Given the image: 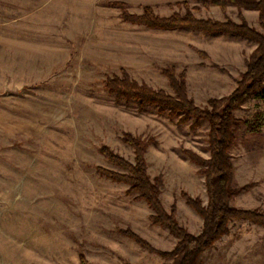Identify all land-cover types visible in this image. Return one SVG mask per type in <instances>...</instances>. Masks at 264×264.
Listing matches in <instances>:
<instances>
[{"label": "rangeland", "instance_id": "374dc122", "mask_svg": "<svg viewBox=\"0 0 264 264\" xmlns=\"http://www.w3.org/2000/svg\"><path fill=\"white\" fill-rule=\"evenodd\" d=\"M212 0H0V264H171L160 252L178 238L152 221L153 209L130 185L101 174L121 171L107 146L135 161L130 134L144 143L147 172L160 200L192 234L203 217L187 196L208 203L203 166L210 157L207 119L142 106L109 92L108 77L175 94L169 74H184L202 108L231 94L257 41L238 34L133 23L123 10L159 16L192 12L246 22L264 35L259 11ZM230 204L264 214V96L233 110ZM147 241V249L130 237ZM196 264H264V225L235 219Z\"/></svg>", "mask_w": 264, "mask_h": 264}, {"label": "trees", "instance_id": "16d2710c", "mask_svg": "<svg viewBox=\"0 0 264 264\" xmlns=\"http://www.w3.org/2000/svg\"><path fill=\"white\" fill-rule=\"evenodd\" d=\"M229 3L245 6L259 11V17L264 24V0H229ZM218 6L226 5V0H212ZM123 10L124 18L130 22L144 24L151 28L175 29L190 28L205 32H220L224 34H238L257 41L258 46L250 55L247 70L238 82V86L228 96L210 99L209 107L197 106L188 97L184 74L178 79L174 73L169 74L170 85L175 94L163 89H154L146 84L132 80L127 73L122 76L108 77L104 81L105 88L118 97L128 100H138L142 106L156 105L161 110L171 109L172 114L183 112L186 117L207 119L211 124L209 133L210 157L207 159L190 152V158L203 166L208 203L203 206L198 199L187 196L189 204L203 217V228L199 234H192L183 228L175 218L174 213L165 210L160 200L159 183L152 182L145 161V144L126 134L125 140L135 148V161L130 162L115 154L107 146L101 149L102 154L115 164L121 171H113L99 167L101 174L119 182L130 185V193H140L154 214V223L164 225L170 229L178 242L173 250L160 252L166 258H172L171 264H196L201 253L209 248L216 240L228 232V225L235 219H248L264 225V214L256 210L233 207L230 199L233 190L230 187L232 178V161L229 155V144L232 138L231 127L237 123L233 110L241 107L253 94L260 92L264 96V35L246 22L238 24L234 21H215L196 17L192 12L185 14L174 13L170 16H159L151 7L144 12L133 15L125 11V5L115 3ZM143 247L154 250L150 244L134 233L128 232ZM83 264H89L81 256Z\"/></svg>", "mask_w": 264, "mask_h": 264}]
</instances>
